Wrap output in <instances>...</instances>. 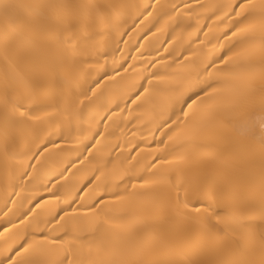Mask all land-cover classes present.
<instances>
[{
  "label": "bare ground",
  "instance_id": "obj_1",
  "mask_svg": "<svg viewBox=\"0 0 264 264\" xmlns=\"http://www.w3.org/2000/svg\"><path fill=\"white\" fill-rule=\"evenodd\" d=\"M239 2L0 0V264L22 245L26 260L61 259L105 217L104 243L147 242V264L264 254L223 227L264 233V111L196 110L197 138L180 112L206 67L264 89V19Z\"/></svg>",
  "mask_w": 264,
  "mask_h": 264
},
{
  "label": "snow or ice",
  "instance_id": "obj_2",
  "mask_svg": "<svg viewBox=\"0 0 264 264\" xmlns=\"http://www.w3.org/2000/svg\"><path fill=\"white\" fill-rule=\"evenodd\" d=\"M235 7L249 11V15L244 18L245 21L252 19V14L257 9H259L261 18L264 19V0H261L259 4L255 0H240ZM241 23H244V21H241ZM261 29L264 30V24H261ZM251 30L252 25L239 29L240 32ZM261 52L264 53V37H261ZM224 63H227L226 59ZM216 73L218 75L214 78V74L208 71L206 67V74L209 79L203 81V86H201L200 80H195L181 96V102L189 109L188 111H184L183 108L180 109L184 117L183 124L189 129L188 138H197L202 135V129L192 122V115L196 110H204L209 119L237 114L256 105H259L261 111H264V89L257 97L252 73L233 72L227 68H218ZM153 75L156 76L155 73ZM159 79L160 77L157 76V80ZM196 89H199V91H196ZM188 92H193V95L184 100V96ZM261 133L264 135V120L261 121ZM185 207H187V204ZM196 211H199V209H196ZM112 219L111 217H105L104 221L97 225L95 232L89 238H86V242L82 243L80 248L71 249L70 251L61 249L60 251L63 252V258L61 259L26 260L23 257L29 253L33 246L24 247L22 245L23 252L17 250V255L22 258L18 261L9 258L10 264H147L145 259L149 248L147 242L126 240L118 246L104 243V238L99 234L104 231L103 224ZM217 222L221 223V218H218ZM223 227L226 233L231 232L236 239L246 245L254 246L259 240L262 248H264V233H261L258 237L254 231L242 224L239 229H236L224 222ZM125 231H130V229H125ZM91 241H100V243H92ZM50 243L54 244L56 241H43L35 245L34 250L50 252L52 250L46 247ZM159 246L168 251H172L174 247L173 243L167 240L160 241ZM5 264H9V262H5ZM225 264H264V254L259 259L227 261Z\"/></svg>",
  "mask_w": 264,
  "mask_h": 264
}]
</instances>
